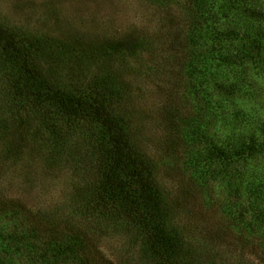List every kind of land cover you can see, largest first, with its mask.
<instances>
[{
  "label": "rangeland",
  "instance_id": "1",
  "mask_svg": "<svg viewBox=\"0 0 264 264\" xmlns=\"http://www.w3.org/2000/svg\"><path fill=\"white\" fill-rule=\"evenodd\" d=\"M0 26L82 53L72 75L117 76L130 104L108 96L107 137L128 134L187 259L264 264V0H0ZM0 132V264H140L134 232L96 205L84 137L57 154L33 127L13 163Z\"/></svg>",
  "mask_w": 264,
  "mask_h": 264
},
{
  "label": "trees",
  "instance_id": "2",
  "mask_svg": "<svg viewBox=\"0 0 264 264\" xmlns=\"http://www.w3.org/2000/svg\"><path fill=\"white\" fill-rule=\"evenodd\" d=\"M2 29L0 26V86L5 87V97L0 91V128L6 139L5 157L9 161L15 159L13 163L23 159L28 142L36 141L29 134L33 127L36 133L44 130L53 136L49 139L58 149L55 150L57 154L62 153L64 146L72 150L74 141L84 137L90 146L85 157L87 159L90 154L94 161L92 166L82 168L83 175L90 170L99 172L98 177L104 174L100 184L94 181L90 186L96 188L92 191L96 205L106 209L105 215L110 220L125 221L124 227L134 232L140 264H203L187 259L191 250L183 247L185 240L177 242L169 236L166 217L174 209L169 208L167 212L165 205L168 204L160 189L128 163L131 156L124 152V147L130 145L128 134L120 132L125 134L120 141L107 137L109 114L104 115V112L108 96L130 104L125 97L127 89L120 90L117 76L100 79L97 73L72 75L83 59L76 49L47 37L27 43V38L13 36L6 27ZM89 120L97 122L94 131L87 128ZM11 128L19 130L20 142L14 139ZM64 155L69 158L67 152ZM63 159L61 156L59 160ZM56 242L50 243L54 251ZM212 262L210 264H225L222 259L221 263Z\"/></svg>",
  "mask_w": 264,
  "mask_h": 264
}]
</instances>
